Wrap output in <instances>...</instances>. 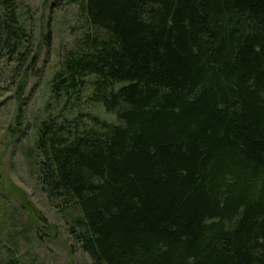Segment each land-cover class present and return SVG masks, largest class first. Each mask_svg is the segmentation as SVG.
I'll return each mask as SVG.
<instances>
[{"label":"trees","instance_id":"trees-1","mask_svg":"<svg viewBox=\"0 0 264 264\" xmlns=\"http://www.w3.org/2000/svg\"><path fill=\"white\" fill-rule=\"evenodd\" d=\"M0 0V59H28ZM83 20L37 124L47 196L94 264H264V0H57ZM0 264H25L11 252Z\"/></svg>","mask_w":264,"mask_h":264},{"label":"rangeland","instance_id":"rangeland-1","mask_svg":"<svg viewBox=\"0 0 264 264\" xmlns=\"http://www.w3.org/2000/svg\"><path fill=\"white\" fill-rule=\"evenodd\" d=\"M21 20L33 39L28 59H0V259L11 252L25 264H94L67 229L61 207L46 194L35 162L36 126L47 114L71 117L91 111L117 121L101 103L63 108L50 80L83 26L76 5L19 0Z\"/></svg>","mask_w":264,"mask_h":264}]
</instances>
